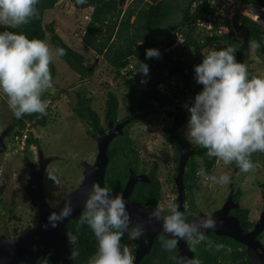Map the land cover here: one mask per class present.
<instances>
[{
	"label": "trees",
	"instance_id": "trees-1",
	"mask_svg": "<svg viewBox=\"0 0 264 264\" xmlns=\"http://www.w3.org/2000/svg\"><path fill=\"white\" fill-rule=\"evenodd\" d=\"M70 1L79 11H91L85 27L79 32L82 43L91 50L95 60L100 62L98 66L105 65L110 72L114 73L113 79L117 81V84L121 82L127 85L125 97L129 105V114L123 118L119 117L118 95L108 82L105 85L110 86V90L105 92L102 115L95 110L94 96L87 89H79L72 93L74 98L71 112L87 125V133L93 138L98 131H107L109 122L112 121L116 125L126 119H131V122L123 129V136L116 137L109 146L110 161L106 170L105 186L110 188L114 194H120L125 188L129 169L135 172H147L138 167V148L130 134L131 126L147 117L162 112L167 114L171 121L167 132L171 136L170 143L174 149V160L178 161L175 148L177 142L173 136L182 129L189 118L190 114L184 105L190 103L202 90L203 86L197 84L194 79V66L202 62L203 55H206L209 50L232 46L237 50L236 59L247 65L250 78L253 75L263 76L257 71L255 65L264 69V27L243 15L242 9H263L264 0H234L223 8L225 13H218L217 10L221 5L217 2V5H213L212 0H134L127 7L126 0H87L85 4H78L76 0ZM217 1L221 2V0ZM59 2L60 0H39L38 16L15 28L0 24V31L22 32L30 39L35 37L46 41L54 50L57 46L64 48L67 54L58 58L80 76L81 82H88V78L94 72L91 70L95 62L89 63L82 53L65 43L57 34L54 22L50 24L44 22L46 13L55 9ZM230 13H232L231 18ZM208 26L211 29H208ZM249 41H257L261 45L253 52L252 58H249ZM148 48L159 49L160 58L146 59L145 52ZM139 61L149 65L147 77L137 72ZM49 67L54 72L53 62ZM145 79L147 82L142 83ZM52 89L59 90V87L54 85ZM48 98L51 100L55 98L49 90L42 96L44 100ZM140 112H142L140 117L132 119ZM37 116L39 113L26 114L14 123V129L17 130L15 137L19 138V143L23 134L26 131L28 133L26 149L40 146L39 138H34L32 127H45L48 124L46 117L36 119ZM33 118L34 121L31 122ZM193 150L197 154L189 159L183 178L188 200L194 196V192L196 194L198 191L206 190L205 183L197 175V170L204 168L209 174H213L217 166L216 158H209L206 155V149L195 144ZM254 154L251 156L252 161H254ZM257 154L262 160L261 166L264 167V152ZM228 166L232 169L237 168L235 163ZM157 171L158 165L155 164L148 173L151 182L149 184L137 183L134 189L135 200L153 208L157 207L164 195ZM259 171L255 173L258 174ZM258 183L263 189V181ZM230 188L233 201L240 204L239 209L231 212L239 219L241 227L250 231L254 228L255 220L250 218V210L241 206V190H235L234 182L231 183ZM173 189L174 194H177L176 189ZM262 192L264 195V190ZM207 193L211 200L210 190ZM212 194L215 195L216 192ZM215 201L216 199L212 201L213 208ZM80 214L65 225L58 237L69 248L67 233L78 234L79 256L73 261L75 264H87L88 258L96 251V240L87 224H79ZM77 229H79L78 233ZM132 232L122 236L121 244L127 246L134 256L138 238H132ZM259 236L263 237L264 231ZM165 238L156 237L153 249L140 264H175L173 257L177 249L172 252L163 250L162 240ZM207 239L213 241L214 244H222L223 247L219 250L215 246L209 248L204 242L196 245L195 257L201 260L202 264H251L246 248L233 239L213 233ZM130 242H132V247H130ZM45 257L48 258L49 264H62L59 259L47 251L34 254L22 264H41Z\"/></svg>",
	"mask_w": 264,
	"mask_h": 264
},
{
	"label": "clouds",
	"instance_id": "clouds-1",
	"mask_svg": "<svg viewBox=\"0 0 264 264\" xmlns=\"http://www.w3.org/2000/svg\"><path fill=\"white\" fill-rule=\"evenodd\" d=\"M86 2L76 0L78 4ZM38 4L39 0H0V24L15 28L28 23L38 16ZM259 47L261 45L257 41H249V52ZM236 52L232 46L211 49L203 55L202 62L194 66V79L203 87L190 103L184 105L190 114L185 136L189 144L206 149L209 158L214 157L224 165L235 163L242 172L248 173L254 169L252 154L264 152V76L253 75L250 78L247 65L236 59ZM54 54L63 57L67 53L57 46ZM145 56L146 59L160 58L161 53L159 49L148 48ZM52 60L53 51L46 41L35 37L30 39L22 32L0 31V93L7 97L8 108L16 119L33 113L46 115L48 105L42 96L54 87L49 67ZM137 72L147 77L149 65L139 61ZM146 82V79L142 80V83ZM13 135L12 141L18 145V150L25 151L27 139L21 149L22 139L19 143L15 132ZM24 135L28 136L27 131ZM46 172L54 185L59 186L57 170L46 169ZM197 175L202 182L211 185L223 186L231 182L227 173L209 174L204 168L198 169ZM73 211L71 201L66 200L59 211L48 215L43 228H57ZM148 219L161 224L167 236L162 240V248L167 252L177 249L180 240L186 241L191 252H195V246L201 242L209 248L215 246L217 250L223 247L207 239V230L216 227V220L210 213L188 221L177 204L169 203L166 212L159 206L152 207L148 211ZM79 224H87L96 240V251L88 258L87 264H133L129 248L121 244L122 236L132 225V215L122 194H114L110 188L93 182L84 201ZM143 235V226L137 224L131 237ZM67 242L68 258L74 260L79 256L78 234L67 233ZM144 243H148L146 238ZM173 259L175 264H202L195 256L179 252ZM41 264H49L48 258L45 257Z\"/></svg>",
	"mask_w": 264,
	"mask_h": 264
},
{
	"label": "rangeland",
	"instance_id": "rangeland-1",
	"mask_svg": "<svg viewBox=\"0 0 264 264\" xmlns=\"http://www.w3.org/2000/svg\"><path fill=\"white\" fill-rule=\"evenodd\" d=\"M126 1L125 4L127 7L134 0ZM212 1L213 5H217V3L221 5L217 10L218 13H225L223 8L231 4L234 0ZM90 12V10L79 11L75 9L70 0H60L55 9L46 13L44 20L45 24L54 22L57 34L60 35L65 43L82 53L89 63L95 62L91 70L94 71L93 74L88 78V82L83 83L80 81V76L76 72H73L61 59L55 56L53 47L49 45L53 51L52 62L54 63L55 69L54 72H52V69L50 72L54 85L58 86L59 90H49L55 98L53 100L51 98L46 99L48 105L46 115L39 114L36 117V119L46 117L48 124L45 127L38 126L36 129L39 134L40 148L43 150V153L46 157L54 158L48 170H57V174L60 177L59 186L54 185L53 181L48 178L47 172L43 181L47 201L52 200L54 203L64 197L65 193L70 192L81 183L83 175L82 162L94 163L97 154L96 142L87 133V125L71 112V104L74 98L72 93L79 89H87L94 96L95 110L102 115L105 103V92L110 90V86L105 85L108 82L109 85H112V89L116 92L120 101L119 117L123 118L129 114V105L125 97L127 85L121 82L117 84V81L113 79L114 73L110 72L105 65L98 66L100 62L95 60L91 50L81 41L79 32L85 27ZM242 14L250 17L264 27V8L242 9ZM252 55L253 52H250L249 58H252ZM255 67L264 76V69H260L258 65H255ZM31 120L33 122L34 118ZM17 121L18 119L14 117L8 108L6 96L0 93V135L9 124L17 123ZM186 124L177 134L183 141V144L188 149L191 148L193 150L195 144H189L185 136ZM170 126V119L165 112H162L155 116H149L130 128L131 138L138 148L139 169L149 171L157 164L158 177L162 181L169 178L175 157L174 149L167 132ZM12 135H9V137ZM5 144L8 149L7 154L0 157V187L3 188L2 195L4 197L3 206L0 205V232L4 231L6 233L8 231L11 235H20L26 228L32 227L33 217L37 214L25 191L28 167L31 162H36L37 152L34 151V148L30 147L27 148L26 152H22L21 155L17 144H14L12 147L13 144L10 143L9 139L5 140ZM14 150L16 154H19L16 159L12 156ZM257 153L254 154V169L248 173L242 172L238 167L237 169H232L228 165H224L222 161L217 162L213 174L219 175L221 173H227L232 182L223 186H211V184L205 183L204 188L206 190L204 189L203 192L197 195V201L201 203L209 197L207 191L210 190L211 206L212 201L214 202L216 199V204L213 203L215 204L214 206L221 207L224 204V199H228L230 196L232 191L230 188L231 183L234 182L235 190H241L242 193L240 197L241 206L250 210L251 219L256 218L258 213L262 211V202L264 201L262 192L264 188L262 189L259 186L260 183H258L259 181H263L264 184V167L261 166L262 160L258 157ZM258 170L260 171L256 174L255 172ZM170 189L171 186L169 187L164 183L163 194L166 205L171 203V199L173 198ZM214 192H216L215 195L212 194ZM203 205L200 206V208H205L202 211L209 212L207 206L204 207ZM211 211H214V208H211ZM130 243V247H132V242Z\"/></svg>",
	"mask_w": 264,
	"mask_h": 264
},
{
	"label": "water",
	"instance_id": "water-1",
	"mask_svg": "<svg viewBox=\"0 0 264 264\" xmlns=\"http://www.w3.org/2000/svg\"><path fill=\"white\" fill-rule=\"evenodd\" d=\"M141 114L142 112L136 114L132 119L140 117ZM130 122L131 119H126L114 125L111 121L108 124L107 131L100 130L97 132L94 136L97 145V154L94 163L89 164L88 162H82L83 175L81 183L67 193L61 202L53 206H51L46 199L43 183L47 165L53 158L46 159L43 152L39 150V167L36 168L33 164L29 165V179L25 186V191L29 195L32 205L39 210V223L34 228L24 230L16 239H8L4 235L0 236V264H22L40 251L50 252L55 258L59 259L62 264H75L73 260L68 258L70 250L62 243L58 234L71 219L76 218L82 212L84 201L87 198V194L93 182H99L101 186H105V175L110 161L108 154L110 143L116 137L123 136V129ZM10 130V128H7L0 136V153L6 149L4 140ZM32 132L34 138H38V133L35 128H32ZM177 152L179 161L174 182L178 196L175 204L184 212V202L186 199L185 184L183 182L184 171L189 158L195 154V150L188 149L181 143L177 147ZM137 183L149 184L150 179L147 174L138 175L135 171L129 169L128 181L121 193L132 215V225L129 229L131 227H136L137 224H141L144 228V235L138 237L134 264H140L142 259L150 253L157 236L167 238L166 234L162 231L161 224L148 219V211H150L152 207H145L140 203L130 201V196ZM66 200L71 201L74 209L72 215L60 223L57 228L53 229L49 227L45 230L43 225L47 222L48 215L52 211H59L64 206ZM239 208L240 204L233 201L231 194L223 206L211 214L216 220V227L215 229H208L206 235L208 233H213L217 236L231 238L246 248V254L251 264H264V245L257 238L264 231V208L259 220L250 231L244 230L241 227L239 219L231 214L232 210H237ZM204 215L205 214H200L188 221H195L198 217ZM128 231L124 235H126ZM145 238L148 240L147 244L144 243ZM176 252L189 257L194 256V253L189 250V245L184 240L179 241Z\"/></svg>",
	"mask_w": 264,
	"mask_h": 264
},
{
	"label": "flooded vegetation",
	"instance_id": "flooded-vegetation-1",
	"mask_svg": "<svg viewBox=\"0 0 264 264\" xmlns=\"http://www.w3.org/2000/svg\"><path fill=\"white\" fill-rule=\"evenodd\" d=\"M7 128H10L11 130H10V132L8 133V135L6 136V138H5V140L6 139H9L10 140V143H12L13 145H12V147L14 146V144L15 143H13V141H12V136H14V135H12L11 137H9V135H11V134H13L15 131H17V130H15L14 129V123H12V124H9V126L7 127ZM6 128V129H7ZM5 129V130H6ZM1 136V135H0ZM169 137L171 138V136L169 135ZM173 138L176 140V142H177V144H176V146H175V148H176V150H177V147L182 143L183 144V141L180 139V137L178 136V134H176V135H174L173 136ZM5 140H4V142H5ZM6 145V144H5ZM34 151L35 152H37V159H36V162H31L30 164H33L36 168H38L39 167V150H41L42 152H43V150L40 148V146H37V147H34ZM191 149V148H190ZM7 145H6V149H5V151H3L2 153H0V157H3V156H5L7 153ZM27 151V149L25 150V151H22V152H26ZM16 151L14 150V152H13V154H12V156L16 159V158H18V155L19 154H16L15 153ZM22 152H21V155H22ZM178 153V152H177ZM44 154V153H43ZM197 154V152L195 151V154L193 155V156H195ZM20 155V156H21ZM44 157L46 158V159H49V158H52V157H46L45 156V154H44ZM190 159V158H189ZM54 161V158H53V160L50 162V163H48V165H47V169H48V167L50 166V164L52 163ZM178 161H179V157H178ZM178 161L176 162L175 160H173V167H172V171L170 172V176H169V178L167 179V180H165V181H162L160 178H158L159 179V182H160V184H161V187H162V192H163V185H164V183L166 184V185H168L169 187L171 186V189H170V193H171V195H173V198L171 199V203H176V199H177V196H178V194H174V189L173 188H175L176 189V191H177V188H176V185H175V182H174V179H175V177H176V175H177V166H178ZM189 161V160H188ZM188 163V162H187ZM29 164V165H30ZM175 165V166H174ZM187 165V164H186ZM30 167V166H29ZM29 167H28V178H27V181L26 182H28V179H29ZM186 167V166H185ZM26 169V168H25ZM237 169V168H236ZM151 170V169H150ZM150 170L149 171H147L146 173H142V172H135L136 174H138V175H140V174H147L148 175V173L150 172ZM157 173H158V171H157ZM46 174V173H45ZM184 174H185V171H184ZM129 177V176H128ZM44 178H45V176H44ZM184 178V177H183ZM171 180V181H170ZM127 181H128V179H127ZM170 181V182H169ZM151 182V181H150ZM184 182V181H183ZM127 183V182H126ZM79 185V184H78ZM75 186V185H74ZM77 187V186H76ZM75 187V188H76ZM63 188V187H62ZM74 189V188H73ZM135 189V188H134ZM124 190V189H123ZM69 193V192H68ZM122 193V192H121ZM120 193V194H121ZM185 193H186V188H185ZM200 192L198 191L196 194H195V192H194V196L192 197V198H189V200L187 199V193H186V199H185V202H184V212H183V214H184V216H185V219L186 220H190V219H193V218H195V217H197L198 215H200V214H212L215 210H217V209H219V208H221L222 206H223V204H222V206L221 207H218V206H215L214 207V211H211V208H213L212 206H211V200L210 199H208V200H204V201H202L201 203L202 204H204L203 206L205 207V206H207V208H208V210H209V212H205V211H202V209L204 210L205 208H203V207H201L200 208V206L202 205L201 203H200V201H197V198H198V194H199ZM3 188H1L0 187V205L1 206H3V203H4V197H3ZM67 193H65L64 194V197H65V195H66ZM64 197H62L61 199H59V201H57L56 203H54V202H52V200H50V201H48V203L51 205V206H53V205H56V204H58L59 202H61L62 200H63V198ZM28 198H30L29 196H28ZM47 199V198H46ZM50 199V198H49ZM130 201L131 202H137V203H140L141 205H143V206H145V207H149V206H146V205H144V204H142V202H139V201H137V200H135V195H134V190H133V192H132V194H131V196H130ZM226 201V200H225ZM225 201H223V203H225ZM193 202V203H192ZM163 204H165V201H164V195H162V199L159 201V203H158V205L157 206H159L161 209H163L165 212L167 211V206L168 205H163ZM262 205H263V208H264V201L262 202ZM32 207L34 208V210L36 211V215H34V217H33V223H32V227H29V228H34V227H36L37 225H38V223H39V210L36 208V207H34L33 205H32ZM193 208V209H192ZM263 208H262V211H263ZM262 211H260L259 213H258V216L256 217V218H254L253 220H255L254 222H255V224H256V222L259 220V218H260V216H261V213H262ZM231 214H232V212H231ZM233 215V214H232ZM255 226V225H254ZM133 228H135L136 229V227H131L130 229H129V232H132L133 231ZM27 229V228H26ZM6 231V230H5ZM211 233H208L206 236L208 237L209 235H210ZM1 235H4V236H6L7 238H9V239H15V238H17V237H19V235L18 234H15V235H11V234H9L8 233V231H6V233L3 231V232H0V236ZM258 240L264 245V242H263V237L261 236H259V238H258ZM190 247V246H189ZM137 248V247H136ZM136 250V249H135ZM194 253V256H195V252H193ZM134 258H135V253H134V256H133V261H134Z\"/></svg>",
	"mask_w": 264,
	"mask_h": 264
},
{
	"label": "built area",
	"instance_id": "built-area-1",
	"mask_svg": "<svg viewBox=\"0 0 264 264\" xmlns=\"http://www.w3.org/2000/svg\"><path fill=\"white\" fill-rule=\"evenodd\" d=\"M199 25H200V23H199ZM208 29H211V27H208ZM26 139H27V136L24 135L23 138H22L23 143H22V145H21V149H23L24 142H25Z\"/></svg>",
	"mask_w": 264,
	"mask_h": 264
}]
</instances>
